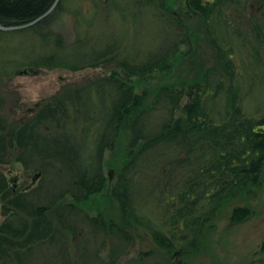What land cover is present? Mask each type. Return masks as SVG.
<instances>
[{"label":"rangeland","instance_id":"1","mask_svg":"<svg viewBox=\"0 0 264 264\" xmlns=\"http://www.w3.org/2000/svg\"><path fill=\"white\" fill-rule=\"evenodd\" d=\"M165 1L166 11L161 12L137 0H55L49 15L33 30L1 35V58L14 60L21 68L11 79L3 78L0 94L4 104L0 115L18 125L51 100L67 97L70 90L91 86L95 81L109 79L117 72L123 83L146 99L143 108L134 116L141 117L140 129L144 132L157 134L166 122L182 119L187 107L206 86L208 91L216 93L220 84L227 86L229 83L222 80L213 36L209 34L201 15L190 9L189 0ZM249 2L247 13L261 20L264 34V0ZM120 7L124 12L119 10ZM170 16L183 21L186 28H179ZM251 34L250 30L244 33L254 44L256 40ZM246 37L231 35L232 44L229 47L239 66L238 81L242 87L243 107L248 114H252L264 109V58L259 64L253 62ZM184 39L186 42L180 45L167 73L145 77L142 74L130 76L122 64L118 66L117 62H111L112 65H105L103 59L95 63L97 65L85 62L88 66L80 70L64 66L29 67L34 59L56 55L57 42L61 43L65 58L69 55L79 57L83 51L97 52L115 43L120 63L127 61L129 66H139L155 60L156 56ZM224 97L221 92L215 100H210L209 106L214 107L216 112L224 110ZM175 98L179 99L178 105L173 103ZM70 110L69 131L79 136L84 127L74 123V108ZM132 124L133 120L124 124L111 148L104 154V190L86 200H75V195L80 194L72 181L79 176L71 174L57 161L48 160L43 170H27L15 159L0 164V171L7 178L12 194L6 201L0 199V230L5 224L19 229L25 219L29 221L28 227L34 228L39 221L29 214L31 210H20L14 218L12 214L5 216L4 207L15 208L9 204L16 198L24 201L27 208H45L42 214L52 230L41 240L37 237L31 239L24 248H20L19 243L16 250L21 256L16 257L12 251L2 259L1 264H264V171L262 183L251 193L245 192L221 208L208 212L203 219L199 247L192 253L183 250L168 256L156 250L147 230L136 234L125 227L113 192L119 175L131 160ZM74 139L78 144L81 142L79 138ZM151 165L158 167L160 161L155 160ZM152 166L149 170H153ZM168 181L169 178L160 172L139 174L132 189L134 206L156 228L162 226L165 220L168 197L161 193L169 192L165 187ZM160 199L165 201L161 203ZM241 207L240 216L243 212L241 219H245L238 223L234 217ZM61 212L63 221L58 218ZM93 221H99V224ZM116 229L123 231V235L115 234ZM41 232L42 229L38 236ZM29 235L27 231L24 239Z\"/></svg>","mask_w":264,"mask_h":264},{"label":"trees","instance_id":"2","mask_svg":"<svg viewBox=\"0 0 264 264\" xmlns=\"http://www.w3.org/2000/svg\"><path fill=\"white\" fill-rule=\"evenodd\" d=\"M138 1L154 6L158 11H166L165 0ZM53 3L55 0H0V24L6 27L28 24L47 14ZM188 3L191 10L201 15L209 34L213 36V45L218 53L217 67L222 80H226L229 85L220 84L216 93L208 91L206 86L202 94H197L195 101L187 107L182 119L166 122L157 134L149 135L140 129L141 117L134 116L143 108L146 99L139 96L133 87L123 83L117 72L109 79L95 81L91 86L70 90L67 97L51 100L18 125L8 122L0 115V164L10 163L15 159L27 170H43L44 164L49 163L48 160L57 161L71 174L79 176L72 181L80 194L75 195L77 202L104 190V154L111 148L124 124L133 120L131 160L119 175L113 196L119 203L125 227L136 234H141L143 229L147 230L156 250L159 249L168 256L177 251H195L199 247L203 219L208 212L221 208L245 192L251 193L252 189L262 183L264 171V109L252 114L244 109L242 87L238 81L239 66L229 47L232 44L231 35L246 37L244 33L250 30L256 42L253 44L246 37L250 43H247V47L253 62L259 64L264 58L262 22L257 16L247 13L249 0H189ZM119 10L124 12L121 7ZM171 19L178 23L179 28L186 26L175 16ZM34 28L35 26L10 32L0 30V36L23 33ZM185 42L184 39L156 56L155 60L139 66H129L127 61L120 63L115 43L97 52L83 51L79 57L69 55L70 58H65L61 52V43L57 42L56 55L47 59H34L29 67L39 69L64 66L80 70L88 66L85 62L97 65L95 63L103 59L102 63L105 65H112L111 62H117L118 66L122 64L130 76L142 74L145 77L159 72L167 73L171 68V60ZM1 57L2 54L0 87L4 77L11 79L21 68L16 61ZM221 92L225 95L224 110L216 112L214 107L209 106V102L215 100ZM178 102L179 99L175 98L173 103L178 105ZM3 104L0 94V111ZM71 108H74V123L84 127L79 136L72 135L69 131ZM74 138H79L81 142L78 144ZM155 160L160 161L158 167L151 165ZM150 166L153 170H149ZM150 172H160L169 178L168 183H164L169 192L161 193L168 199L164 211L165 220L159 228L154 227L139 213L132 199V189L138 175ZM10 196L12 194L9 192L7 178L0 171V199L6 201ZM163 201L165 200L160 199L161 203ZM10 202L9 205L15 208L4 207L5 216L12 214L11 217L14 218L19 215L20 210H31L29 214H33L39 221L34 224V228L28 227L29 221L26 219L19 229L9 224L4 225L0 230V264L12 251L16 253V257L19 255L16 250L19 243L20 248H24L31 239L37 237L41 240L52 231L42 214L45 208H27L25 202L17 198ZM242 209L243 207L236 210L234 220L238 223L245 219H241L243 212L240 216ZM58 218L63 221V214ZM93 222L99 224V221ZM40 229L42 232L38 236ZM27 231L30 235L24 239ZM115 234L123 235V231L116 229Z\"/></svg>","mask_w":264,"mask_h":264},{"label":"water","instance_id":"3","mask_svg":"<svg viewBox=\"0 0 264 264\" xmlns=\"http://www.w3.org/2000/svg\"><path fill=\"white\" fill-rule=\"evenodd\" d=\"M50 12H48L47 14H45L44 16H42L41 18L30 22L28 24L25 25H21V26H12V27H6L0 24V30L4 31V32H10V31H19V30H24L30 27H33L35 25H37L40 21H42L44 18H46L49 15Z\"/></svg>","mask_w":264,"mask_h":264}]
</instances>
